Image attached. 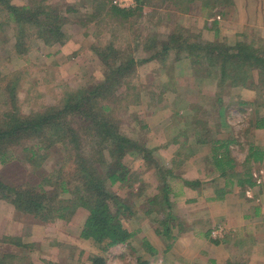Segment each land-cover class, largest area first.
Here are the masks:
<instances>
[{
  "label": "trees",
  "instance_id": "1",
  "mask_svg": "<svg viewBox=\"0 0 264 264\" xmlns=\"http://www.w3.org/2000/svg\"><path fill=\"white\" fill-rule=\"evenodd\" d=\"M12 1L0 0V15L3 16L0 29L4 24H14L12 45L15 52L21 54L28 50L25 39L31 35H35L44 45L66 41L67 36L62 29L65 18L56 6L46 4L45 0H33L31 5H17ZM135 1L137 6L134 8L107 6L104 1L97 2L95 8L99 13L105 11L106 15L123 20L138 16L142 6L150 4L152 0ZM158 1V4H170L179 13H188L199 3L201 11L218 8L215 12H209L207 17L217 14L225 17L228 8H234L239 0ZM245 2L255 3L260 8L258 1ZM161 21L159 16L155 24ZM203 27L215 31V40L204 41L195 34L185 36L188 30L178 25L168 31L166 39H157L155 34L151 43H144V48L152 49L153 53L142 59L141 64L158 60L157 64L163 66L173 51L175 61L190 60L199 84L205 78L216 80V90L210 94L209 103H191L189 109L193 111L192 115H186L183 123H176L169 142L179 146L175 157L169 161H163L157 157L155 149L148 148L144 142L136 141L121 131L120 119L130 106L140 103L141 95L126 79L137 60L128 50L116 48L112 41L91 47L103 64L101 78L95 81L89 79L82 86L66 91L61 104L46 107L42 112L24 114L19 108L17 95L21 76L0 75V89L6 92L1 102L3 106L0 107V164L5 166L16 161L18 157L14 152L20 146L25 165L19 173L12 172L11 180L0 177V200L12 205L17 215L31 216L42 223H51L55 219L68 221L77 209H84L86 216L78 236L99 244L102 253H105L111 247L135 239L133 232L123 224L130 206L111 187H126L130 179L129 162L140 159L145 166L153 165L159 176L158 191L146 199L148 207L143 206L144 214H151L156 206L155 233L163 239L175 240L177 235H172L171 224L170 181L179 180L191 189H198L203 184L200 179L188 180L180 173L175 174L179 164L184 162L179 160L182 152L188 151L186 158L195 152L194 146L186 145L187 138L180 141V137L187 134L186 126L191 129L200 127L204 133L207 129L226 126L224 116L230 106L243 107L248 103L237 100L225 105V89H251L257 96L248 105L264 106V38H251L252 35L243 33L239 39L227 42L219 39L215 23ZM2 92L0 95H3ZM157 96L160 102L161 94ZM194 112H197L196 116ZM254 126L264 128V118L255 120ZM198 136L195 134V138ZM199 140L194 139V143H199ZM27 141L35 144L25 146L24 142ZM232 142L233 139L210 141V153L204 157L205 171L211 169L210 172L214 174L209 181L214 200L222 199L235 188L253 186L255 181L250 164L260 163L264 159V150L255 143H249L246 157L238 170L235 159L230 155ZM205 143L207 141L202 144ZM56 155L59 159L56 166L50 171L43 170L45 161ZM18 174L31 180L37 177L39 182L22 181ZM181 230L179 227L178 231ZM136 241L150 252H156L146 239ZM34 245L25 241L23 236L2 235L0 264H34L30 259ZM166 246L170 247V244ZM105 261L103 254L90 257L91 264H105ZM136 264L148 262L139 257ZM225 264L234 263L227 261Z\"/></svg>",
  "mask_w": 264,
  "mask_h": 264
},
{
  "label": "rangeland",
  "instance_id": "2",
  "mask_svg": "<svg viewBox=\"0 0 264 264\" xmlns=\"http://www.w3.org/2000/svg\"><path fill=\"white\" fill-rule=\"evenodd\" d=\"M99 1H104L107 6L118 8L137 6L135 0H121L119 3L118 0H45L46 4L56 6L55 8L65 18L62 29L67 39L64 43L44 45L35 35H31L25 39L28 50L22 52V55L13 49L14 24L6 26L4 24L0 29V75L21 76L17 95L19 108L24 114L33 111L42 112L46 107L61 104L66 91L82 86L89 79L95 81L101 78L103 64L91 47L106 45L112 41L116 48L122 51L128 50L131 56L137 60L132 73L126 79L141 95L140 103L130 106L120 119L121 131L136 141L144 142L148 148L155 149L157 157L163 161H169L175 157L174 153L179 146L169 142L170 137L174 135L176 123L180 121L183 123L186 115H192L193 111L189 109L191 103L198 102L203 105L209 103L211 100L209 97L212 96L210 94L216 90V80L205 78L199 84L196 81L190 60H187L186 64L175 61L176 57L173 51L170 52L163 66L157 64L158 60L141 64L142 59L153 53L152 49L144 48V43L153 40L155 34L157 39H166L168 31L178 25L186 31L188 30L184 33L185 36L195 34L201 40L213 41L215 40V31L213 29L206 30L203 27L204 25H213V19L219 21L217 28L220 40L231 42L234 32L249 34L252 35L249 37L256 39L261 36L257 30V32L253 31L254 27L241 22L239 8L236 6L228 8L225 17L218 14L207 17L209 12H215L218 8L211 11L205 8L201 11L200 4L197 3L188 13H179L170 4H158L160 3L158 0H152L150 4L146 3L142 6L138 16L122 20L112 15H106L105 11L99 13L95 8ZM32 2L33 0L12 1L17 5H31ZM159 16L163 21L155 24ZM2 19L3 16L0 15V21ZM233 21L240 24L237 30L233 29V26L230 27ZM0 91L2 92L1 89ZM251 91L255 93V91ZM225 92L223 96L225 105L237 100L242 101L247 94L242 93L240 96V89L237 88L225 89ZM158 94H161L162 97L160 102ZM5 95L6 92L0 95V107L3 106L1 102L6 97ZM255 96H257L256 93ZM248 104L243 107L231 105L224 116L226 126L207 129L204 133L200 127L191 129L187 125L185 128L187 134L180 137V141L187 138L186 145L194 146L195 152L187 158L185 154L188 151L182 152L179 160L184 162L179 164L175 174L180 173L183 178L188 180L199 177L200 173L213 177L211 169L205 171L203 166L204 173L201 167L204 165V157L210 153V141L213 142L217 139L234 140V143L230 144L229 150L230 155L232 154L237 163L238 170H240L247 154L248 144L254 143L253 133L256 129L254 122L259 119L257 115H264L263 106L255 107ZM175 112L178 114L174 115ZM194 115L196 116L197 112H194ZM195 134L199 136L195 138ZM194 139L201 140L196 144ZM203 141H207V143L202 144ZM32 144L35 142H24L25 146ZM20 151V146L16 147L14 152V155L18 157L16 161L13 160L5 166L0 164L1 178L11 180L12 172L19 173L22 166L25 167ZM58 161V155L50 157L45 161L43 170L50 171ZM129 167L130 179L126 187L116 185L111 187V190L116 192L121 199L126 200L130 206L125 214L123 224L133 232L135 239L130 240L127 244L116 245L102 253L99 244L80 238L78 234L86 216V211L82 208L77 209L68 221L55 219L51 223H42L31 216L17 215L12 205L2 200H0V237L4 234L23 236L25 241L34 243V249L30 255L34 264H91L90 257L99 254L105 256V264H136L139 257L147 261L148 264H174L175 253L168 252V250L188 226H194L193 221L196 219H201L202 223L205 222L204 225L200 223L199 229H202L203 234H207L206 238L222 240L226 237V234L223 238L214 239L211 236L213 228L225 227L227 223L224 221L209 225V212H207L206 206L203 208L205 197L198 195V202L192 205L195 202L192 200L195 193L184 189L189 187L184 186L179 180H171L169 184L171 190L169 195L170 212L173 216L171 220L172 235H177L176 239L172 241L157 235L155 226L158 209L156 206H152L155 211L145 215L143 206L148 207L147 200L157 193L159 176L155 173L153 165L145 166L140 159L129 162ZM250 167L253 179L260 173L264 175L263 164L256 166L252 163ZM18 177L22 181H30L35 184L39 182L37 177L32 180L21 174H18ZM179 227L182 229L181 232L178 231ZM143 238L159 250L156 249V252L152 253L136 241ZM169 244L168 249L164 248ZM175 264H181V261L178 260Z\"/></svg>",
  "mask_w": 264,
  "mask_h": 264
},
{
  "label": "crops",
  "instance_id": "3",
  "mask_svg": "<svg viewBox=\"0 0 264 264\" xmlns=\"http://www.w3.org/2000/svg\"><path fill=\"white\" fill-rule=\"evenodd\" d=\"M254 1L259 2L260 8L255 3L247 4L245 0L237 1L236 7L239 8L241 22L254 27L253 31L257 30L256 32L264 37V0ZM212 22L218 26L219 21L213 19ZM237 23L231 22L230 27L233 26V29L237 30L240 25ZM234 33L232 40L241 37V33ZM179 62L186 64L187 59ZM237 89H240V96L247 93L245 97L243 95L242 101L250 103L256 99L255 93L251 90ZM257 116L264 118V115ZM253 134L254 143L264 150V128H256ZM261 164L264 165V159L260 163H255L256 166ZM211 178L212 176L200 173L199 177L190 180L200 179L202 186L198 189H184L195 193L192 198L195 202L192 205L198 202V195L205 197L203 208L206 206L209 212V225L225 221L226 237L224 236L222 240L206 238L207 234H203L202 229H199L201 219H196L193 221L194 226H188L168 250L175 253L173 261L177 263L179 260L181 264H225L227 261L234 264H264V175L262 173L257 175L253 179L255 181L253 186L235 188L220 200L213 198V188L209 184ZM154 248L157 249L156 246ZM164 248L168 249L167 246Z\"/></svg>",
  "mask_w": 264,
  "mask_h": 264
},
{
  "label": "built area",
  "instance_id": "4",
  "mask_svg": "<svg viewBox=\"0 0 264 264\" xmlns=\"http://www.w3.org/2000/svg\"><path fill=\"white\" fill-rule=\"evenodd\" d=\"M121 0H118V3ZM226 234V228L225 227H217V228H213L211 231V236L215 239V238H223L224 235Z\"/></svg>",
  "mask_w": 264,
  "mask_h": 264
}]
</instances>
